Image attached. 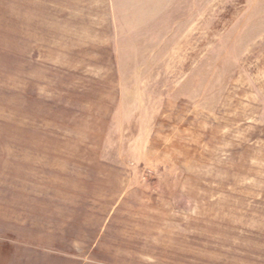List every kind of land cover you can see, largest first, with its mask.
Instances as JSON below:
<instances>
[{
  "label": "rangeland",
  "instance_id": "374dc122",
  "mask_svg": "<svg viewBox=\"0 0 264 264\" xmlns=\"http://www.w3.org/2000/svg\"><path fill=\"white\" fill-rule=\"evenodd\" d=\"M0 264H264V0H0Z\"/></svg>",
  "mask_w": 264,
  "mask_h": 264
}]
</instances>
